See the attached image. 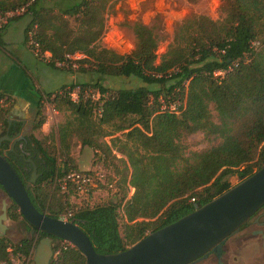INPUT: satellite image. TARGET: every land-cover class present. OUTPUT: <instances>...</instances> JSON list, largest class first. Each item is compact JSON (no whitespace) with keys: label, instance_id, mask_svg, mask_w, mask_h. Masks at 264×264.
Returning <instances> with one entry per match:
<instances>
[{"label":"trees","instance_id":"obj_1","mask_svg":"<svg viewBox=\"0 0 264 264\" xmlns=\"http://www.w3.org/2000/svg\"><path fill=\"white\" fill-rule=\"evenodd\" d=\"M61 1L63 6L58 2L56 6L47 5L48 0H0V17L24 8L7 20L25 19V43L27 31L34 27L40 50L49 52L51 59L82 55L76 69L66 70L135 78L139 84L111 88L98 76L95 81L80 80L41 93L33 128L43 123L39 109L42 99L66 110L68 115L57 126L62 154L67 156L69 138L74 136L81 146H101L106 152L115 148L125 157L128 178L105 185L119 189L127 184L133 191L128 197L124 191L117 200L73 208L67 199L75 193L73 183L63 190L58 182L72 170L67 158L59 166L57 158L32 136L31 158L38 177L27 193L38 211L58 218L71 210L69 219L80 220L79 226L96 252H117L226 190L230 186L227 178L235 171L243 179L264 164V0H220L223 16L219 19L205 15L181 19L160 55L156 49L161 37L153 27L140 22L131 25L135 42L129 53L119 54L98 43L106 31L110 0ZM65 17H73L77 26L70 28ZM233 62L237 65L228 70ZM46 63L55 67L53 62ZM217 71L224 73L214 75ZM76 86L79 93L72 100L68 91ZM85 90H98L104 96L94 101L84 95ZM175 101L178 104L171 110L169 106ZM210 104L217 113V122L212 119ZM7 110L0 108V114ZM7 122V118L0 117L3 128ZM197 131L220 140L206 150L185 156L182 139ZM116 132L121 134L112 139V148L97 139ZM16 152H10L6 159L25 184L32 165L25 160L27 155L22 157ZM49 185L61 192L57 208L51 204L54 194ZM119 209L124 218L122 234ZM6 214L10 220L21 221L26 230L32 228L12 200ZM36 232V236L22 238L13 245L1 236L0 262L10 264L11 255L31 257L36 242L45 235ZM57 247L54 245L53 251ZM62 258L70 260L69 264H85L74 247L61 249L50 264H60Z\"/></svg>","mask_w":264,"mask_h":264},{"label":"rangeland","instance_id":"obj_2","mask_svg":"<svg viewBox=\"0 0 264 264\" xmlns=\"http://www.w3.org/2000/svg\"><path fill=\"white\" fill-rule=\"evenodd\" d=\"M55 2H58L59 6H63L61 0H48L47 5H55ZM110 3L111 8L109 9V13L105 14L106 31L98 43L119 54L129 53L134 47L135 39L131 30L133 22H140L154 28L155 32L161 37L156 49L157 55H160L165 51L167 44L172 39L174 25L181 19L190 15H205L215 20L223 16L220 0H110L109 4ZM65 20L72 29L78 24L73 17H65ZM24 23L25 19L22 17L11 19L9 25L0 33V71L4 72L7 64L12 63L18 58L16 52L20 50L23 45L20 27ZM6 41L10 43L5 44L4 42ZM69 71L71 73L76 72L72 70ZM218 74V71L214 72V75ZM80 76L87 81H95L99 76L101 83L111 88L132 87L139 84V81L135 78L107 77L98 75L92 71L81 72ZM0 83L4 88L11 85V81L7 79V77L1 78ZM50 85H54V82L49 84V86ZM34 104L35 102L32 103V107L28 108L26 113L27 121H31L30 128L26 126L27 129L25 132L27 135L38 138L47 151L57 158L59 166H62V160L67 158V166L69 169L84 171L98 170V172L102 174L99 178L101 179L100 183L94 181L92 185L86 187L83 191H75V193L68 196V202L74 206L73 208L86 205L94 206L109 200H117L124 191L127 197L132 193L133 189L127 184H124L119 189L116 186L111 187V185H109L107 187L105 185V182H113L112 184L116 182L117 184V182L123 178H126V180L128 178L129 168L126 164L125 157L117 153L115 148L111 147L112 139L115 136H119L121 132L97 138L99 142L107 144L112 148L110 152H106L101 146L96 147V149L89 146H81L79 140L75 136L70 137L69 150L66 156L64 155L65 153L62 154L64 150H60L59 148L57 126L64 122L68 112L58 109L50 100L42 99L41 108L39 109L43 116V123L33 128L36 120H38V116H35L36 108ZM175 104L177 105L178 102L175 101ZM210 111L213 121L217 122V113L212 104H210ZM8 114L9 109L5 113H1L0 117L3 116L9 119ZM27 125H29V123H27ZM2 130L3 125L0 123V133ZM219 140L217 136L205 135L200 131L188 134L182 139L184 154L187 156L193 151L199 152L206 150L218 143ZM242 177L243 175L239 174L237 170L227 178V182L233 185L240 181ZM48 188L49 191L54 194L51 199V204L54 208H57L58 203H61V192L53 190L50 185ZM3 199L6 200L7 205L11 203V200L7 198L4 191L0 189V207ZM5 223L7 228L3 236L8 240L10 245L15 244L22 238L29 237L30 234L25 228L23 229V223L21 221L7 218ZM118 223L119 231L122 234L124 218L121 209H119ZM128 246L130 245L126 247ZM9 248V251H11V247ZM10 258V264L12 261L15 262V264H25V259H27V261L29 260L27 264H34L32 259L28 256L11 255Z\"/></svg>","mask_w":264,"mask_h":264},{"label":"water","instance_id":"obj_3","mask_svg":"<svg viewBox=\"0 0 264 264\" xmlns=\"http://www.w3.org/2000/svg\"><path fill=\"white\" fill-rule=\"evenodd\" d=\"M8 136L0 137L2 139ZM9 150H14V142ZM23 155V154H21ZM28 181L23 184L13 166L0 151V186L7 198L17 206L21 217L35 230L44 233L35 244L32 260L34 264H50L53 246L66 241L79 250L85 264H189L209 251L220 258L222 243L238 231L252 215L264 206V164L226 190L212 197L191 212L166 224L123 250L112 253L95 251L87 234L79 226L80 220L55 218L38 211L32 204L27 190L38 177L32 158ZM7 202L0 207V237L7 225ZM262 247L264 248V234ZM217 264H223L218 260Z\"/></svg>","mask_w":264,"mask_h":264},{"label":"crops","instance_id":"obj_4","mask_svg":"<svg viewBox=\"0 0 264 264\" xmlns=\"http://www.w3.org/2000/svg\"><path fill=\"white\" fill-rule=\"evenodd\" d=\"M9 25L7 20L0 28V33ZM25 23L20 27L22 33V47L16 52V62L7 64L5 71H0V79L7 77L11 85L4 88L0 83V96L6 98L4 108L9 109L7 121L19 122L26 119L28 108L36 101L39 94L54 92L76 81L84 80L80 73L50 66L48 63L35 57L24 42ZM9 44V41L4 42ZM10 76V77H9ZM54 82V85H50ZM36 99V100H35ZM35 100V101H33ZM25 113V114H24ZM9 251L10 248H7ZM33 255V252H32ZM31 255V259H32ZM27 264V259H25ZM33 261V260H32ZM68 259H61L60 264H69ZM224 264H264V248L257 238H254L248 246L231 248L224 256ZM34 263V262H33ZM0 264H5L0 262ZM15 264V262H11Z\"/></svg>","mask_w":264,"mask_h":264},{"label":"flooded vegetation","instance_id":"obj_5","mask_svg":"<svg viewBox=\"0 0 264 264\" xmlns=\"http://www.w3.org/2000/svg\"><path fill=\"white\" fill-rule=\"evenodd\" d=\"M30 123L31 121L29 122V125H27L25 120H21L19 122L8 121L6 127L1 131L0 137L8 136L9 139H2L0 143V151L8 155L10 152H16L17 149L20 151L16 152V154L22 157H25V155L28 156L25 158L26 161L28 158H31L33 156L31 142L32 136L30 137L25 132L27 129L26 126H29L30 128ZM12 142H14V150L10 151L9 147ZM24 228L23 224V229ZM31 229L27 230L30 234L29 237L36 236V230L31 233ZM262 234H264V206L252 215L244 224H242L238 231L229 235L224 240L222 243L220 258L217 257L215 252L209 251L206 257H201L189 264H217L218 260H221L224 264V256L228 249L248 246L254 238L260 239L259 241L262 244Z\"/></svg>","mask_w":264,"mask_h":264},{"label":"built area","instance_id":"obj_6","mask_svg":"<svg viewBox=\"0 0 264 264\" xmlns=\"http://www.w3.org/2000/svg\"><path fill=\"white\" fill-rule=\"evenodd\" d=\"M24 11V8L17 9L15 11H7L5 14V17H0V28L1 26L6 23L7 18L11 17L15 14H20ZM26 45L29 48V50L32 52V54L43 60L44 62H53L54 66L61 69H76L78 67L77 60L81 58V54L74 53L70 55H65V58L63 60H54L51 59L50 53L47 51H41L39 48L38 42L34 38V27L27 31L26 34ZM223 52V51H221ZM237 65V62H233L230 66H228V69H231L232 66ZM219 74H223L224 71H218ZM79 93V87L76 86L68 91V95L72 100H75L77 98V95ZM84 95L89 97L91 100L98 101L101 97L104 95L100 93L98 90H85ZM6 98L0 96V108H2L5 105ZM100 104V102H99ZM176 104H172L169 106L171 110H174ZM100 112V110L98 111ZM102 174L98 172V170L93 171H84V170H70L63 178H61L58 182L60 184L61 189L66 190L68 183H73L75 191H83L86 187L93 184L95 179L100 178ZM72 212L71 210H68L66 213H64L60 218L68 220L71 216ZM73 247L72 244L61 241L58 244V247L53 252V256H56L60 252L61 249H67Z\"/></svg>","mask_w":264,"mask_h":264}]
</instances>
